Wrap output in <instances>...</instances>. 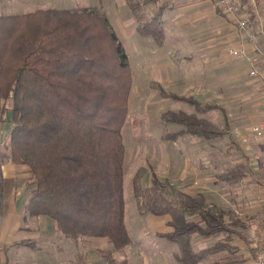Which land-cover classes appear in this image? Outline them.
Returning a JSON list of instances; mask_svg holds the SVG:
<instances>
[{
	"label": "trees",
	"instance_id": "1",
	"mask_svg": "<svg viewBox=\"0 0 264 264\" xmlns=\"http://www.w3.org/2000/svg\"><path fill=\"white\" fill-rule=\"evenodd\" d=\"M157 1L126 3L137 32L159 45L164 38L162 11L179 4L164 0L147 14L148 3ZM130 87L125 49L106 15L95 7H48L0 15V120L10 123L11 161L27 165L31 172L28 214L49 217L71 239L107 238L111 248L97 249L106 264H129L126 258L117 259L114 251L131 241L124 220L122 136ZM156 87L161 95L188 100L200 111L222 109ZM160 117L184 126L163 134L167 139L181 133L231 136L226 115L223 126L182 110H168ZM248 171L246 163L232 164L217 171L216 178L233 185ZM140 179L136 171L132 191L137 211L170 215V229L155 235L176 243L173 256L178 263L198 264L215 252L232 250L231 236L243 238L238 229L241 220L233 210L202 193L183 192L154 171L147 186ZM193 235L223 239L196 250Z\"/></svg>",
	"mask_w": 264,
	"mask_h": 264
},
{
	"label": "crops",
	"instance_id": "2",
	"mask_svg": "<svg viewBox=\"0 0 264 264\" xmlns=\"http://www.w3.org/2000/svg\"><path fill=\"white\" fill-rule=\"evenodd\" d=\"M15 1L0 0V5H3L0 6V15L10 14L6 11L7 6L15 4ZM162 1L164 0L149 2L146 13L152 14ZM167 1L179 5L173 8L167 6L162 11L164 38L159 45L150 36L141 35L137 32V21L132 14L135 19L132 24L141 37L134 36L132 31L129 32V36L142 42V48L139 51L141 57L136 66L137 80H135V73L128 59L131 70L129 95L138 94V83L146 78V84L150 89L144 91V96L150 95L146 99L149 102L147 104L149 117L151 115L153 116L152 120L156 117V120L160 119L161 122L168 124L169 122L161 119L160 115L171 109H165V105L162 107L160 105L163 102L161 99L190 102L185 99L161 95L156 87L157 84L165 91L192 97L201 104L216 103L223 110L213 107L200 111L192 103L190 104L194 106L196 112L190 108L189 111L179 110L195 113L216 125L220 124L218 126L224 125V115H226L229 119L231 136H223L219 139L228 137L230 140L241 141L240 144H243L244 140L247 137L250 139L251 134H253L251 126L261 118V112L264 108V90L256 78L248 75V61L244 58L233 57L228 53V48L224 47L225 44L226 46L240 44L252 50L253 46L250 43L263 47L264 31L257 33L253 38L247 36L246 32L236 25L235 19L232 16L229 17L219 8L217 0ZM241 1L245 3L246 0ZM124 5H127L126 0H43L39 8L95 7L106 15L121 41L118 30L125 31L123 18H125L124 15H128L127 12L121 10L122 8H119L124 7ZM130 13L132 12L130 11ZM166 15L171 16L169 20H172L170 26H167L168 28L165 27L166 23L164 22ZM258 27L256 31H258ZM259 32L261 31L259 30ZM204 37L208 39L206 42H203ZM231 58L240 61L243 59L245 62H241L240 65L234 64L230 60ZM196 70H201V73L198 75L195 73ZM151 89L155 90L153 95ZM233 92H238L235 94H239V97L243 94L244 99L234 100L232 103L227 102L228 94ZM156 93L160 97L155 96ZM247 98L254 100L250 107L245 105ZM157 104H159V108L154 109L152 106ZM251 107L253 110L250 109ZM213 110L215 113L211 114ZM217 110L222 116V118L219 116V120L215 119ZM248 110L252 112L249 113ZM8 114L9 111L7 110L6 117ZM3 124L2 126L0 120V264H61L65 261L66 264H75L70 254L71 250L69 253L64 252V254L59 252L60 244L58 243H63L64 240L51 237L57 228L51 226V222L46 219L49 217L28 214L26 203L33 188L31 172L27 165L11 161L9 150H6L5 147L8 142L10 123L5 120ZM174 127L176 130L160 133L161 139L167 142H161V151L159 152L161 173L158 175L167 178L173 186L183 192L192 195L202 193L208 200L239 214L237 217L240 218L241 222L238 229L241 230L243 238L238 235L231 236L228 242L232 245V250H220L209 255V257L212 259V264L217 260H224L221 264H251V258L257 252V243L262 239L261 197L264 195V161L262 160L263 166L261 167H259L260 163L253 160L249 161L250 171L233 185L221 182L216 178L217 161L213 154L216 142H211L212 139L216 138H204L191 133H181L175 139L164 138L163 134L178 131L184 126L175 125ZM254 138L258 148L263 147L261 143H258L259 140L255 136ZM200 154H204V156L201 157ZM262 154L264 155V151ZM234 197L239 198L245 213L251 212L250 219L247 217L242 219L241 213L233 204L232 198ZM32 216L44 217L41 230L36 228L34 231L32 228L30 220ZM157 218L159 219L158 222L164 224V229H158V231L165 232L170 229L167 224L171 219L169 214L152 217L153 220H157ZM155 232L157 231H154V234ZM90 238L85 237L80 241L84 240L87 244L90 243ZM219 239L222 240L223 238L220 236L202 238L193 235V247L196 250L203 249L213 245ZM174 252H172L171 258L173 257L176 261L173 256Z\"/></svg>",
	"mask_w": 264,
	"mask_h": 264
},
{
	"label": "rangeland",
	"instance_id": "3",
	"mask_svg": "<svg viewBox=\"0 0 264 264\" xmlns=\"http://www.w3.org/2000/svg\"><path fill=\"white\" fill-rule=\"evenodd\" d=\"M41 1L43 0H16L15 4H10L7 6L6 11L10 14H19L28 11H33L41 7ZM236 1L239 4V18L244 19L245 24H247V26H249V28L253 30V33L250 37L253 38V36L257 33H262L264 31V0H246L245 3L241 0ZM0 6L2 7L3 5L1 4ZM119 8H122L121 10L127 12L128 15H124L125 18H123V22L125 23V31L121 32L118 30V35L128 56L129 62L133 67V71L135 73V80H137L136 66L138 65L141 57L139 51L142 48V42L135 40L133 37H130L129 32L132 31L134 36H137L139 38L141 37V35H139L134 29L132 22L134 23L135 19L132 13H130L127 5H124V7ZM170 17L171 16L166 15L164 18L166 28H168L167 26H170V24L172 23V20H169ZM257 26L260 27H258V31H256ZM259 30L261 32H259ZM207 40L208 39L206 37L203 38V42H206ZM250 44L253 47L259 46L253 43ZM231 45L240 46V44H230L227 46L225 44L224 48H229V46ZM259 47L261 49L264 48V46ZM230 60L233 61L234 64L238 65H240L241 62H245V60L243 59L240 61L239 59L231 58ZM195 73H198L199 75L201 73V70H196ZM145 79L141 80V82L138 83L139 93H133L129 95L128 112L122 127L123 143L125 147L123 161V199L125 216L124 220L126 229L131 238V243L122 250L114 251V256L117 259L126 258L129 264H179L174 261L173 257L171 258L172 252L177 250L176 243L154 234V231H158V229L163 230L164 224L158 222V218L157 220H153L152 217H154V215L150 213H138L135 198L132 191V177L136 171L140 172V182L143 187L149 184L150 174L152 171H154L155 173L157 172V174L161 173L159 152L161 151V142L163 141L165 143L167 141L161 139L160 133L176 130L174 127L175 125L183 126L180 123L176 124L173 122H169L168 124L165 122H161L160 119L156 120V117L154 118V120H152L153 116L151 115L149 117L147 110V104L149 102L146 101V99H148L150 95L145 97L144 91L146 89H150V87L146 84L147 81H145ZM232 88L234 89L235 87ZM153 93H155V90H152V95ZM235 93L238 92L228 94L227 102L232 103L234 100L244 99L243 94L240 95L241 97H239V94ZM155 96H159V94L156 93ZM161 100L163 102H161L160 105L162 107H164L163 105H165V109H182L185 111H189L190 108L193 109L192 111L196 112L194 106L188 103L187 101H175L172 99ZM251 100L252 99L247 98V103L245 105L250 107L254 101ZM158 105L159 104L154 105L152 107L156 109L159 108ZM7 106H9V101H7ZM250 109H252V107ZM248 112L250 113L252 111L248 110ZM214 113V110L211 111V114ZM220 114V111L217 110L215 117L216 120H219ZM220 117L222 118V116ZM3 121L4 120H1L2 126L4 125ZM254 125L255 124H253L251 128ZM254 136V134H251L250 139L249 137H247L248 140L245 139L243 144H240L241 141L236 142L232 139L230 140L228 137L222 139H212L211 142H216L213 154L216 157L217 170L219 171L221 169H224L228 165L237 164L239 162H244L248 165V162H251L252 160L257 163H260L261 165H259V167L263 166L262 160L264 161V155L262 153L264 147L260 146V148H258ZM5 147L6 150H9V146L7 145V143ZM210 150L212 151V148ZM200 156L203 157L204 154H200ZM232 200L233 204H235V206L241 213L240 216H242V219L244 217L245 219L246 217L250 219L251 212H244L245 209H243V204H240L239 198L234 197L232 198ZM43 218V216L31 217L30 220L32 222V228L34 229V231L36 230V228H40L41 230L43 225ZM46 219L51 222V226H56L50 218ZM51 237H54L55 239L62 238L64 240L63 243H58L60 244V248H58L59 252L61 254H64V252L69 253V251L71 250L70 254L72 255V260L75 264H106L102 257L97 253L98 248H111V243L105 237H91L90 243L85 244L86 241L84 240H81V242L80 239L75 240L65 237L64 234L57 229L54 234H51ZM208 241H210V239H208ZM263 246L264 234L262 231V239H260V241L257 243V252L260 251ZM255 255L256 254H253L252 258H254ZM64 263L61 262V264ZM198 264H212V259L208 256L199 261Z\"/></svg>",
	"mask_w": 264,
	"mask_h": 264
},
{
	"label": "built area",
	"instance_id": "4",
	"mask_svg": "<svg viewBox=\"0 0 264 264\" xmlns=\"http://www.w3.org/2000/svg\"><path fill=\"white\" fill-rule=\"evenodd\" d=\"M217 5L225 14L235 19L239 29H243L248 36H251L252 30L245 24L244 19L239 18L240 10L236 0H217ZM228 53L235 58L246 59L248 61V75L256 78L264 89V48L261 49L259 46H254L252 50H249L243 45H231L228 48ZM252 132L264 147V108L261 112L260 120L252 127ZM261 206L263 211L262 231L264 234V195L261 197ZM255 254L251 264H264V246Z\"/></svg>",
	"mask_w": 264,
	"mask_h": 264
}]
</instances>
